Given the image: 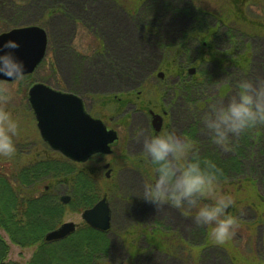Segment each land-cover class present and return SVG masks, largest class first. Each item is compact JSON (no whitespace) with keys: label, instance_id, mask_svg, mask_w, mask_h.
Wrapping results in <instances>:
<instances>
[{"label":"rangeland","instance_id":"1","mask_svg":"<svg viewBox=\"0 0 264 264\" xmlns=\"http://www.w3.org/2000/svg\"><path fill=\"white\" fill-rule=\"evenodd\" d=\"M192 1L201 8L209 1L208 9L220 10L224 20L192 22L189 0H0V33L35 25L48 38L35 73L0 82V171L62 159L39 135L27 100L32 82L84 96L90 113L119 135L112 155L76 164L109 202L110 245L103 264H264L259 150L240 160L239 174L223 180L191 179L186 165L173 166L164 152L169 164L162 172L147 162L157 151L146 119L131 115L133 103L158 110L160 102L173 100V128L223 158L224 142L244 128L243 105L258 114L257 125L264 122V0ZM197 30L201 35L193 38ZM198 73L203 79L196 92L191 85ZM106 162L112 165L109 178ZM48 185L59 199L71 197L64 183L46 181L37 188ZM64 222L84 225L76 212L68 211ZM0 235L9 246L7 260L28 264L37 246L21 248L4 230Z\"/></svg>","mask_w":264,"mask_h":264},{"label":"trees","instance_id":"2","mask_svg":"<svg viewBox=\"0 0 264 264\" xmlns=\"http://www.w3.org/2000/svg\"><path fill=\"white\" fill-rule=\"evenodd\" d=\"M210 15L220 22L224 20L220 10ZM202 75L198 73V78L191 85L196 92H199L197 89L202 82ZM196 103L202 105L205 102ZM242 110L243 115L239 121L244 124V128L238 131L236 139L224 142L228 153L226 157L220 156L210 146V151L206 150L194 138L195 154L190 165L186 166V172L191 178L204 177L217 181L232 173L239 174L242 166L240 160L253 158V148L258 149L261 158H264V122L260 121V125L259 122L257 125L258 114L249 105H243ZM202 148L206 154L200 155ZM180 156L181 152L177 157ZM157 157L161 164L155 167L163 172L167 163L162 156ZM46 181L51 186L53 183L66 184L71 194L69 204L60 202L56 188H37ZM101 197L98 184L86 173L79 172L76 164L65 158L60 161L42 160L10 172L0 171V229L7 233L12 243L21 248L37 246L28 264H103L109 252L108 235L86 224L62 240H44L45 234L57 228L68 211L80 213L93 206ZM247 199L246 193L244 201ZM247 206L256 208L251 204ZM8 252L9 246L0 235V264H21L7 260Z\"/></svg>","mask_w":264,"mask_h":264},{"label":"water","instance_id":"3","mask_svg":"<svg viewBox=\"0 0 264 264\" xmlns=\"http://www.w3.org/2000/svg\"><path fill=\"white\" fill-rule=\"evenodd\" d=\"M47 34L39 26L13 28L0 34V81H13L33 73L45 56ZM194 69L189 70L192 74ZM42 139L54 151L74 162H85L95 153L109 154L117 139L114 130H107L100 119L92 118L77 95L62 92L43 83L33 84L28 92ZM175 141L183 137L174 134ZM107 167V166H105ZM109 174L107 173V176ZM64 204L70 196L61 198ZM82 219L90 227L106 232L110 228V209L106 198L84 210ZM76 225L64 222L45 235V241L64 239Z\"/></svg>","mask_w":264,"mask_h":264},{"label":"flooded vegetation","instance_id":"4","mask_svg":"<svg viewBox=\"0 0 264 264\" xmlns=\"http://www.w3.org/2000/svg\"><path fill=\"white\" fill-rule=\"evenodd\" d=\"M207 2H209V1H207ZM207 2H206V5L204 6V8H201L199 4H195V1L189 0V2H188L189 10L186 13H189L188 15H189L192 22H194V23H196V22L206 23L207 22L206 19L211 16L210 15L211 11L208 9L210 4ZM206 27L207 26L205 25L203 32L206 29ZM200 32H202V31L199 30L198 33L195 32L196 35H198V36H193V38L199 37L201 35ZM204 44H206V43L204 42ZM140 95H141V90L140 91L138 90L137 91V98H141ZM82 100H83V104H84L85 109L90 113V108H89L87 102L85 101L84 96H82ZM171 104H174L173 100H171L169 103L160 102L158 110L152 109V107L150 105H146V108H140L139 109V108H137V105L135 103L132 104L131 108L130 107H128V108H130V110H132V112H131L132 116H134L136 114H141L146 119V124L149 128L150 146H151V148L154 149V152L157 151L151 158L150 157L147 158L148 163L153 162V163H155L154 165H157L158 163L161 164V161L157 156L158 155L161 156V152H164L165 154H167V157L169 158V159L168 158L167 159L170 161V163H172L173 166L177 167L181 164H185L188 166L192 162L194 154H195V142H194V139H190L188 137L189 132H188V134H185L184 132L176 131L173 128L171 121H170ZM93 117H96V116L93 115ZM105 125L107 126L108 129L114 130L118 134L117 130L114 127L109 128L108 124H106V123H105ZM174 134H176L177 136L183 137V141H177L176 142L174 139ZM118 139H119V135H118ZM44 144L48 147V145L46 143H44ZM177 151L181 152V157H180L181 159H179L177 157V155H176ZM112 154H113V150H112L111 155ZM97 156H104V155L103 154L94 155V157H97ZM163 159L165 162L168 163V161H166L165 157H163ZM144 162L145 161L143 159H140V164L144 163ZM105 166H107L108 168H105ZM111 166L112 165L109 162H106V164L104 165V168L107 169V171L108 170L110 171V172H108L109 175L112 171ZM152 189H154L156 193H159V190L157 189L155 184L153 185ZM45 190H49V185L45 186ZM185 197L189 199L188 196H184L183 199L181 198V200H184ZM191 204L194 205V202H191Z\"/></svg>","mask_w":264,"mask_h":264},{"label":"crops","instance_id":"5","mask_svg":"<svg viewBox=\"0 0 264 264\" xmlns=\"http://www.w3.org/2000/svg\"><path fill=\"white\" fill-rule=\"evenodd\" d=\"M73 92H76V93H78V91H77V90H73Z\"/></svg>","mask_w":264,"mask_h":264}]
</instances>
